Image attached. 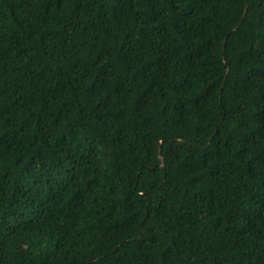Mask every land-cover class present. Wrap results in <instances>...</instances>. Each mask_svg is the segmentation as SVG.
I'll use <instances>...</instances> for the list:
<instances>
[{
  "label": "trees",
  "instance_id": "obj_1",
  "mask_svg": "<svg viewBox=\"0 0 264 264\" xmlns=\"http://www.w3.org/2000/svg\"><path fill=\"white\" fill-rule=\"evenodd\" d=\"M0 264H264V0H0Z\"/></svg>",
  "mask_w": 264,
  "mask_h": 264
},
{
  "label": "water",
  "instance_id": "obj_2",
  "mask_svg": "<svg viewBox=\"0 0 264 264\" xmlns=\"http://www.w3.org/2000/svg\"><path fill=\"white\" fill-rule=\"evenodd\" d=\"M244 15H245V9H244V12H243V15H242V17H244ZM160 141H159V143H158V146L160 145Z\"/></svg>",
  "mask_w": 264,
  "mask_h": 264
}]
</instances>
